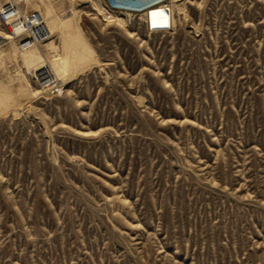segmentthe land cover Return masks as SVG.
Returning <instances> with one entry per match:
<instances>
[{
	"label": "rangeland",
	"instance_id": "rangeland-1",
	"mask_svg": "<svg viewBox=\"0 0 264 264\" xmlns=\"http://www.w3.org/2000/svg\"><path fill=\"white\" fill-rule=\"evenodd\" d=\"M105 1L0 44V264H264V0Z\"/></svg>",
	"mask_w": 264,
	"mask_h": 264
},
{
	"label": "built area",
	"instance_id": "built-area-1",
	"mask_svg": "<svg viewBox=\"0 0 264 264\" xmlns=\"http://www.w3.org/2000/svg\"><path fill=\"white\" fill-rule=\"evenodd\" d=\"M176 0H160L156 3L142 7L141 0H107V14L105 20L118 16H138L142 18L144 26L149 33L169 32L175 28L173 2ZM165 5L170 8L167 21H148L146 11L153 6ZM161 19V18H160ZM14 40L19 49H26L33 45L42 44L50 37V32L41 12L29 9L25 0H0V38ZM49 67L35 70L33 77L52 93L58 92L62 87L58 80L53 79L48 72Z\"/></svg>",
	"mask_w": 264,
	"mask_h": 264
},
{
	"label": "bare ground",
	"instance_id": "bare-ground-1",
	"mask_svg": "<svg viewBox=\"0 0 264 264\" xmlns=\"http://www.w3.org/2000/svg\"><path fill=\"white\" fill-rule=\"evenodd\" d=\"M158 1H160V0H141V3H140V5L142 6V7H146V6H148V5H151V4H153V3H156V2H158ZM177 4V3H176ZM180 5V4H179ZM183 5V4H182ZM181 5V6H182ZM154 8H156V7H154ZM156 10H158V13L161 15V16H163V17H165V18H168V14H169V8H167L165 5H161V7H159V8H157ZM38 11V10H37ZM148 12V10L146 11V13ZM54 13H56V12H54ZM53 13V14H54ZM57 16V15H56ZM44 19H45V21H46V24H47V27H48V29H49V32H50V35H52L54 32H56L58 29H59V27H61V25H62V22H64V21H66L67 19H69V16L68 15H65V17H64V19H59V20H56L55 22L51 19V18H49L48 16H47V18H45L44 17ZM75 19V18H74ZM70 21V20H69ZM73 21V20H72ZM4 40H0V44H2L4 41H7L8 40V38H3ZM14 41V40H13ZM13 44V43H12Z\"/></svg>",
	"mask_w": 264,
	"mask_h": 264
}]
</instances>
